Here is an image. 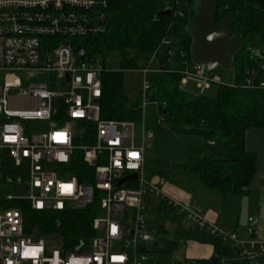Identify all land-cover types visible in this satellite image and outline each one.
<instances>
[{
	"label": "built area",
	"instance_id": "2783aa9c",
	"mask_svg": "<svg viewBox=\"0 0 264 264\" xmlns=\"http://www.w3.org/2000/svg\"><path fill=\"white\" fill-rule=\"evenodd\" d=\"M105 7L106 0H0V264H147L146 244L153 241L145 219L149 196L237 246L249 264H263L255 217L247 218L244 238L208 223L201 207L165 194L164 175L146 172L142 143L151 134L143 121L136 146L132 122L98 118L105 68L77 38L104 31ZM161 44L168 45L167 38ZM153 59L134 70L141 76V105L148 102V74L160 72L149 68ZM181 79L200 94L222 84L218 74L195 63ZM243 86L264 89V79L255 85L247 78ZM83 120L94 122V142L76 146L75 128L82 130L77 123ZM76 150L93 168L92 185L71 173ZM132 173L135 178L115 186ZM95 193L99 212L92 228L101 235L82 250L48 246L43 237L25 234L22 209L6 206L16 201L35 211H61L90 204Z\"/></svg>",
	"mask_w": 264,
	"mask_h": 264
},
{
	"label": "trees",
	"instance_id": "16d2710c",
	"mask_svg": "<svg viewBox=\"0 0 264 264\" xmlns=\"http://www.w3.org/2000/svg\"><path fill=\"white\" fill-rule=\"evenodd\" d=\"M194 0H106L104 31L77 38L90 57H99L105 68L101 80V96L98 100V118L103 121H135L141 118L140 90L130 98L124 89V72L138 70L151 57L160 68L159 77L150 80L148 102L159 109V131L182 135H199L204 139L202 147H193L184 160H163L158 172L166 177L168 167L174 173L192 179L205 189L218 192L227 207L234 199L249 191L257 173V156L244 146L245 134L252 128H264V89L245 87L247 78L253 84L263 80L258 65L264 63V0H217L216 22L229 17L234 33L241 39V46L232 61L234 86L214 84L212 94L188 91L181 87L182 71L193 64L190 54L191 37L187 23L194 13ZM165 9L170 15L157 16ZM174 36L178 47L160 51L162 38ZM112 61L116 68H112ZM82 130L76 131V146L94 142L95 124L79 121ZM5 163L10 160L5 158ZM78 182L93 184V168L82 160L76 150L69 165ZM6 168V167H5ZM152 174V173H150ZM98 193L84 207L65 208L61 211H35L27 204L10 202L6 206L22 209L25 234L43 237L48 246H60L63 250H82L95 236L93 218L98 214ZM157 212L173 222L181 223L186 217L178 214L162 202ZM188 220V219H186ZM179 236L197 239L213 246V256L218 264H249L238 255V247L210 234L205 228L188 221ZM163 240L158 247L152 241L155 257L147 264H210L208 260H178L174 257L177 245L166 239V229L157 228ZM161 244V243H160ZM146 252L147 248H146ZM264 264V256L260 260Z\"/></svg>",
	"mask_w": 264,
	"mask_h": 264
},
{
	"label": "rangeland",
	"instance_id": "374dc122",
	"mask_svg": "<svg viewBox=\"0 0 264 264\" xmlns=\"http://www.w3.org/2000/svg\"><path fill=\"white\" fill-rule=\"evenodd\" d=\"M167 44H161L159 46L160 51L168 48L173 51L178 47V39L174 36L167 37ZM112 68H116V62L112 61ZM157 66L154 61L149 64V68L155 69ZM218 74L222 79V84H228L232 80V69L231 68H219L217 70L212 71ZM159 77V72H152L148 74V78L150 80L156 79ZM50 79H47L49 82ZM191 84L187 85L185 88L188 91L194 92V87H190ZM190 87V88H189ZM124 89L130 98H134L138 91L140 90V74L137 71H125L124 72ZM215 88L211 90H207L206 94H212ZM159 109L154 102H147L143 106V110L141 113L140 120L132 121L133 133L137 139L142 138V121L145 123L146 130L151 134V137L143 140L144 147V167L147 173H155L158 172L164 167L163 160H167L170 162H178L185 159L186 156L190 153L191 148L193 147H202L204 145V139L199 135H182L177 133H169L159 131L160 125H162L161 121L158 123ZM78 132V129L75 128ZM166 174V183L181 185L182 188H189L192 186V176L189 175L187 177H181L174 173L173 168L168 167V171ZM179 177L180 180H179ZM182 180V181H181ZM181 182V183H180ZM178 183V184H176ZM180 183V184H179ZM8 192H11V187L6 186ZM212 192V191H211ZM218 194V193H216ZM100 197V196H99ZM241 198L245 199L247 203V197L242 196L234 199V204L230 208L226 206L225 212L227 219L234 220L235 218H239V225H243L246 223L248 215H250V210L246 203ZM196 202V200H194ZM197 203V202H196ZM158 201L155 198H151L148 201L147 211L145 215L146 225L148 227V231L152 236L153 241L158 242V247L162 246L163 240L159 238V234L157 233V228L159 226H163L167 233L165 234L166 239L174 242L177 245V249L173 252L174 257L178 260H182L184 253L187 254V242L184 241L180 236L179 232L181 228H186L188 226V221L184 220L181 223L173 222L168 218L160 215L156 210V205ZM99 214L104 215V212H100ZM240 231V230H238ZM100 232L95 233V237L100 236ZM161 243V244H160ZM146 258L148 261L153 260L155 257V253L153 252L152 242L149 241L147 244ZM221 264H228V262L223 261Z\"/></svg>",
	"mask_w": 264,
	"mask_h": 264
},
{
	"label": "crops",
	"instance_id": "0c3cea01",
	"mask_svg": "<svg viewBox=\"0 0 264 264\" xmlns=\"http://www.w3.org/2000/svg\"><path fill=\"white\" fill-rule=\"evenodd\" d=\"M258 65L261 68V66L264 65V63L261 62ZM262 71H263V79H264V70L262 69ZM189 84H191L192 86V87L190 86L191 88L194 87L195 92L199 93L196 86L193 83L184 81L182 79L180 80V85L184 89ZM140 85H141V76H140ZM208 89H210V87ZM144 105H141V113ZM159 120L161 121V117L159 118ZM244 146L247 151L254 152L257 156V173L250 184L249 191L246 194L242 195L243 198L244 196L247 197V203L245 199L242 198H241V202L243 200L250 210V215H248V217L252 216L257 219V224H256L257 237L264 244V128H252L248 130L245 134ZM180 178L181 177H179V180ZM192 183H193L192 186L189 188H185V187L182 188L181 185L165 183V185L163 186V190L167 196L173 198L174 200H177L184 204L197 205L201 207V209L203 210V217L208 223L213 224L217 228L222 230L234 231L238 236L244 238L246 236L245 229L248 224L247 220L246 223H243V225H241L240 227L238 223L239 218H235L234 220H232L231 218L227 219L226 217L227 215L225 212L226 206L221 201L220 195L216 194L218 192L205 189L201 187L199 184H197L194 180ZM151 198H155V197L149 196L147 199V205H148V201ZM155 199L157 200V198ZM194 200H196L197 203L194 202ZM184 241H186L187 246L188 245L189 246L187 249V254L184 253L185 257H183V259L208 260L214 254L213 246L210 243L201 242L198 241L197 239H185Z\"/></svg>",
	"mask_w": 264,
	"mask_h": 264
},
{
	"label": "water",
	"instance_id": "95a60500",
	"mask_svg": "<svg viewBox=\"0 0 264 264\" xmlns=\"http://www.w3.org/2000/svg\"><path fill=\"white\" fill-rule=\"evenodd\" d=\"M194 13L187 23V30L191 37L190 54L192 62L206 67L207 71L219 68H232V57L241 46V39L234 33L229 17L216 22L217 0H194ZM171 10L159 11L156 15H170ZM134 144L138 146L140 140ZM132 173L117 181L115 186L135 178ZM144 250L145 246H139ZM210 264H218L217 257L210 258Z\"/></svg>",
	"mask_w": 264,
	"mask_h": 264
}]
</instances>
